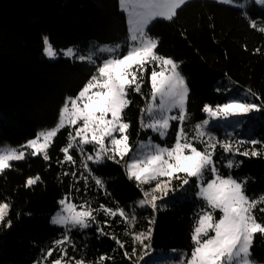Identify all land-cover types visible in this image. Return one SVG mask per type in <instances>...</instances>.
I'll list each match as a JSON object with an SVG mask.
<instances>
[{
    "label": "trees",
    "instance_id": "obj_1",
    "mask_svg": "<svg viewBox=\"0 0 264 264\" xmlns=\"http://www.w3.org/2000/svg\"><path fill=\"white\" fill-rule=\"evenodd\" d=\"M177 13L172 21L158 19L149 29L150 35L160 40L159 53L180 63L190 88L189 124L202 117L204 104L226 100L215 89L224 75L251 89L261 97L257 101L264 103V33L252 29L247 18L264 26V9L253 0L245 10L214 0H189ZM44 36L49 37L54 48L84 45L90 40L125 41L127 18L118 0H0V144L20 146L34 138L39 130L53 127L65 98L76 95L95 73V65L87 62L67 57L48 59L43 53ZM142 91L147 96L150 84ZM131 99L133 103L126 109L125 116L131 124L130 143L136 145L145 135L140 128V109L146 101L136 93L131 94ZM261 131L264 128L257 133ZM253 134L256 132L247 133L246 139H251ZM67 135V129L58 133L49 152L50 161L29 156L25 161L12 162L13 167L0 174V199L12 204L7 218L12 221V227L0 225V264H36L42 250H47L61 237L63 229L51 224L50 220L59 207V199L69 192L72 183L71 176L62 175L65 170L71 171V166L66 164L62 168L56 163L63 159L60 148L66 145ZM153 137L160 140L158 136ZM261 153L258 157L236 156V160L242 161L241 166L228 169L221 165V173L238 179L248 177L247 193L258 196L264 193V149ZM73 154L79 163L75 150ZM223 155L218 149L215 158L219 161ZM90 166L106 180L110 196L97 190L94 182L91 189L84 192L83 181H80L77 187L82 191L72 193L73 202L79 204L87 199L93 207L101 203L114 207L113 201H118L131 213L135 206L133 201L142 193L134 181L127 179L124 168L112 161L99 167ZM36 174L41 175L42 182L25 188L26 177ZM196 191L193 178L184 192H176L183 194L181 198L173 195L174 200L156 213L151 247L146 251L175 248L191 251L193 214L204 203L195 196ZM136 211L135 231H146L149 226L146 217L152 215V210ZM105 219L102 213L98 216L101 222ZM125 227L124 223L112 222L105 231L114 232L131 252L133 245L130 237L124 234ZM71 235L78 250L69 249V253L77 258L83 256L87 261H95L100 254L106 253L114 257V264H133L137 259L125 260L123 250L113 252L117 248L115 241L106 236L98 237L95 225L83 231L75 229ZM252 251L254 259L264 262V236H256ZM137 253H141L140 248Z\"/></svg>",
    "mask_w": 264,
    "mask_h": 264
},
{
    "label": "snow or ice",
    "instance_id": "obj_2",
    "mask_svg": "<svg viewBox=\"0 0 264 264\" xmlns=\"http://www.w3.org/2000/svg\"><path fill=\"white\" fill-rule=\"evenodd\" d=\"M188 0H119L120 9L126 13L128 36L125 44L103 45L87 54L69 47L63 50L64 57L95 65V73L73 97L65 98L59 109L58 119L51 128L39 130L34 138L18 147L9 146L0 150V174L13 167L12 162L25 161L29 156L42 157L50 161V149L62 129L68 130L67 143L60 148V167L71 166V171H63V176H71L69 192L59 199V210L51 217L50 223L63 229L61 237L52 246L42 250L36 264H106L114 257L100 254L95 261H87L83 256L70 255L78 250L71 232L96 226L98 237L106 236L115 241L117 249L123 250V258L140 264L147 251L138 255L137 248L151 247L156 213L166 205L159 202L170 192L184 191L194 178L198 191L195 196L204 203L193 214L191 230L193 247L189 256L182 255L178 264H260L253 258V247L257 235L264 236V193L250 196L247 193L248 177L235 178L221 173V165L228 169L239 168L242 161L236 156L258 157L264 142L229 137L220 139L210 131L213 121H228L232 118L247 117L264 111V103L257 104L247 99L231 98L216 105L204 104L201 111L207 118L189 128L191 113L188 111L190 88L180 70V63L158 51L160 40L150 35L149 26L157 19L172 21L177 10ZM232 4L233 0H218ZM264 6V0H254ZM246 7V5H239ZM249 26L264 33V26L250 17ZM43 53L49 59L57 57V51L49 37H43ZM126 48V51L124 50ZM259 53L260 49H256ZM97 53L106 57L99 59ZM149 69H151L149 73ZM150 84V93L145 96L142 89ZM217 91H220L217 89ZM141 95L146 103L140 109L141 131L158 135L163 144L156 143L152 136L136 145L130 143V122L125 111L133 103L131 94ZM247 94L260 100L261 97L247 90ZM239 125L240 119L236 120ZM174 135V142L168 139ZM91 145V151L86 146ZM251 145L250 148L244 147ZM259 145L260 148L256 146ZM224 155L218 161L217 151ZM79 154V163L73 154ZM127 157V159H125ZM106 161L120 164L128 180L134 181L141 191L142 198L135 202L131 213L118 201L113 206L99 204L84 199L77 204L73 192L80 193L77 187L83 181V191L88 192L92 182L97 190L110 196L106 180L97 175L90 166H102ZM42 182L39 174L26 177L25 188H33ZM175 182H179L176 185ZM154 184V186H152ZM145 185L150 187L146 190ZM12 204L0 199V225L11 228L7 219ZM150 208L152 215L146 217V231H135L138 223L137 209ZM217 211L220 213L216 218ZM103 214V222L98 216ZM19 215V214H18ZM119 217V219H115ZM112 222L126 225L124 234L131 239V252L126 242L114 232L105 231ZM55 259H51L57 253Z\"/></svg>",
    "mask_w": 264,
    "mask_h": 264
},
{
    "label": "rangeland",
    "instance_id": "obj_3",
    "mask_svg": "<svg viewBox=\"0 0 264 264\" xmlns=\"http://www.w3.org/2000/svg\"><path fill=\"white\" fill-rule=\"evenodd\" d=\"M214 1H218V0H214ZM250 1L251 0H233V3L232 4H228V5L235 6L237 8L242 9V10H245L247 8V6L249 5ZM118 2H119V0H118ZM242 4L246 5V7L239 6V5H242ZM257 6H259V7L264 9V6H260V5H257ZM119 8H120V4H119ZM125 15H126V13H125ZM126 18H127V16H126ZM127 25H128V23H127ZM257 25H258V27H260V23L257 22ZM117 43L125 44L126 40L125 41H114V42H109V43H101V42H97V41H94V40H90L84 45H68V46H65V47H59V48H54V49L57 51V57L56 58H58V57H64L62 52H63V50H66L69 47L77 48V49H79L80 53L87 54L90 51H94L99 46H103V45L112 46V45H115ZM97 57L99 59H103V58L106 57V54L97 53ZM50 60H52V59H50ZM215 89H216V91H217V89H219L220 91H217V92H219L221 95H223L226 98V100L224 102H226L227 100H229L231 98H237V99H242V100L243 99H247L249 102H255L257 104H260L254 97H252V96L247 94L248 88L237 84L228 75H224L222 78H220L217 81V83L215 85ZM224 102H222V103H224ZM210 105L214 106L216 104H210ZM206 118H207L206 114L203 113L202 117L198 121H196L195 123L200 122V121H202V120H204ZM237 119H240L242 121V123H240L238 125L236 123ZM195 123L189 124V122H188L187 126L189 128H191V126L194 125ZM261 128H264V111L259 112V113H252V114L248 115L247 117L232 118V119H230L228 121H213L212 122V126L210 128V131H212L213 134L216 135L218 138L221 137V139H226V138H229L230 136H232L235 139H243V140H250V139H246L247 138V136H246L247 133L256 132V134L251 135V139L264 142V140L262 139V135L264 134V131H261V132L257 133V131L259 129H261ZM144 133H145V135L142 136L138 140V142L141 141V140L146 141L149 136H152V137L153 136H158V135L153 134L151 132V130H148L147 132H144ZM174 139H175V136H173V140L172 141L170 139H168L167 143L168 144L173 143ZM153 140L156 143H161V144L164 143V141L157 140L154 137H153ZM9 146L18 147V146H12V145H10L8 143H3V144H0V150H7V148ZM91 147H92L91 145L86 146V150L87 151H91ZM125 159H127V157ZM146 186H148V185L144 186L145 189L147 190L148 188H146ZM153 186H154V184H153ZM185 188H186V186H185ZM197 191H198V189H197ZM173 195H176L177 197H180V198L183 196L182 193H177L176 194V192H170L169 195L164 197V199L162 201H160L159 203L161 205H166L167 206L170 202H172L174 200V196ZM141 198H142V196L136 198L133 201V203L135 204V202L138 201ZM59 207L53 213V215L59 210ZM219 215H220V213L218 212V216H216L217 219L219 218ZM140 251L142 253V252H144L146 250L140 248ZM147 253H148V255L144 256V259L142 261H140V264H178L181 256L182 255L189 256L191 251L188 252L185 249H177V248H175V249H168V250H150V251H147ZM260 264H264V262H260Z\"/></svg>",
    "mask_w": 264,
    "mask_h": 264
}]
</instances>
